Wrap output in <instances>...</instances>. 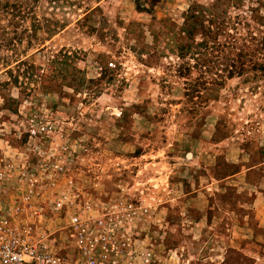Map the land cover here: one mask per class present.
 <instances>
[{"label":"rangeland","instance_id":"1","mask_svg":"<svg viewBox=\"0 0 264 264\" xmlns=\"http://www.w3.org/2000/svg\"><path fill=\"white\" fill-rule=\"evenodd\" d=\"M68 182L127 264H264V0H0V221L70 257Z\"/></svg>","mask_w":264,"mask_h":264},{"label":"built area","instance_id":"2","mask_svg":"<svg viewBox=\"0 0 264 264\" xmlns=\"http://www.w3.org/2000/svg\"><path fill=\"white\" fill-rule=\"evenodd\" d=\"M81 202L70 182L53 201L54 210L68 217L66 228L73 245L70 257L60 255L47 239L35 235L32 227L20 228L4 219L0 221V264H127L134 254L129 253L126 233L127 205L111 203L96 209ZM140 255L133 264H151L149 251L143 249Z\"/></svg>","mask_w":264,"mask_h":264}]
</instances>
